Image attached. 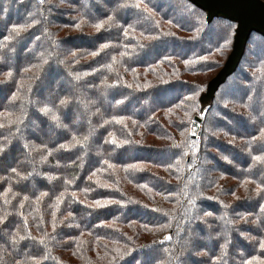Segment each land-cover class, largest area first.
<instances>
[{
    "label": "trees",
    "instance_id": "16d2710c",
    "mask_svg": "<svg viewBox=\"0 0 264 264\" xmlns=\"http://www.w3.org/2000/svg\"><path fill=\"white\" fill-rule=\"evenodd\" d=\"M234 28L186 0H0V264H264L262 36L199 103Z\"/></svg>",
    "mask_w": 264,
    "mask_h": 264
},
{
    "label": "water",
    "instance_id": "95a60500",
    "mask_svg": "<svg viewBox=\"0 0 264 264\" xmlns=\"http://www.w3.org/2000/svg\"><path fill=\"white\" fill-rule=\"evenodd\" d=\"M205 13L206 21L222 18L235 24L231 49L199 96L200 110L212 105L216 91L237 69L252 33L264 38V0H186Z\"/></svg>",
    "mask_w": 264,
    "mask_h": 264
},
{
    "label": "rangeland",
    "instance_id": "374dc122",
    "mask_svg": "<svg viewBox=\"0 0 264 264\" xmlns=\"http://www.w3.org/2000/svg\"><path fill=\"white\" fill-rule=\"evenodd\" d=\"M101 1V0H100ZM103 1H105V0H103ZM108 2H111V0H107ZM94 7H95V9H99L100 7L97 5V3H95V5H94ZM94 9V8H93ZM101 9V8H100ZM182 12V11H181ZM90 13V15L92 16L95 12L94 11H90L89 12ZM179 14H182V13H179ZM179 14H177V15H179ZM186 15V14H185ZM124 16L123 15H121V17L120 18H123ZM92 43V42H91ZM90 43V44H91ZM146 56V55H145ZM145 56H143V57H145ZM9 63H10V60L8 61ZM223 65V64H222ZM221 68V67H220ZM219 68V69H220ZM218 69V70H219ZM263 85H264V83H263ZM255 87H257V86H254V88ZM264 87V86H263ZM45 89L43 88V87H40L39 88V90H38V93H39V96H41V98H39V99H41V100H45ZM225 91H227V88H225L224 89V91H223V94L225 93ZM236 94H238L239 95V93H236ZM230 97H234V98H239V96H237V95H234V93H231V95H230ZM41 100H37V101H41ZM107 99L104 97V96H100L99 97V99L98 100H96V102L99 104V106H101L102 107V105L105 103V101H106ZM151 101H153L152 100V98L150 99ZM104 102V103H103ZM258 102V101H257ZM152 104V103H151ZM153 104H154V102H153ZM260 105H261V103H259ZM144 108V107H143ZM142 108V109H143ZM146 108V107H145ZM262 110H261V112L259 113V119H261V122L264 124V106L261 108ZM102 110H109V108H108V106L107 107H105V105H103V109ZM64 116H65V112L64 113H61V118H64ZM70 126H69V128H71V130L72 129H78V128H80V127H82V125H83V121H85V119L84 118H79V119H74V117H71L70 118ZM251 126V125H250ZM250 126H248V125H246L245 126V128L242 130L243 132H246L247 130H249V129H251L252 127H250ZM56 128H58V126H55ZM238 128H240V126L238 125V126H236V130L238 129ZM59 130L61 131V129H60V127H59ZM54 132V131H53ZM44 134H43V140L44 141H47V140H49L52 136H51V133H49L48 132V130L46 131V129H45V131L43 132ZM55 133V132H54ZM55 135H57V134H55ZM235 162H239L240 161V157H238V158H236L235 157ZM251 206H252V204H251V202H247L246 204H245V206H244V208L245 209H247V210H249L250 208H251ZM204 231L205 230H203L201 233H199L198 231H195V230H193L192 231V233H191V236H194V237H196V238H200L203 242H202V245L204 246V248H206L207 250H210V246H209V244H207L206 243V239H205V237H206V235H205V233H204ZM245 249V248H244ZM243 248H242V250H244ZM149 260L150 259H148L147 260V257H145V259H143V263L144 264H149ZM190 262L191 261H189L188 262V264H190Z\"/></svg>",
    "mask_w": 264,
    "mask_h": 264
},
{
    "label": "snow or ice",
    "instance_id": "6c2138e0",
    "mask_svg": "<svg viewBox=\"0 0 264 264\" xmlns=\"http://www.w3.org/2000/svg\"><path fill=\"white\" fill-rule=\"evenodd\" d=\"M9 75H10V73H9Z\"/></svg>",
    "mask_w": 264,
    "mask_h": 264
}]
</instances>
